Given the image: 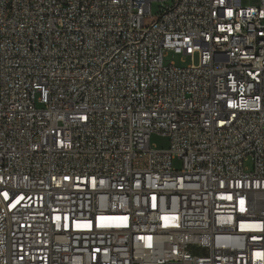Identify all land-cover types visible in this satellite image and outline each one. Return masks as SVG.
Here are the masks:
<instances>
[{"label": "built area", "instance_id": "1", "mask_svg": "<svg viewBox=\"0 0 264 264\" xmlns=\"http://www.w3.org/2000/svg\"><path fill=\"white\" fill-rule=\"evenodd\" d=\"M0 264H264V0H0Z\"/></svg>", "mask_w": 264, "mask_h": 264}, {"label": "rangeland", "instance_id": "2", "mask_svg": "<svg viewBox=\"0 0 264 264\" xmlns=\"http://www.w3.org/2000/svg\"><path fill=\"white\" fill-rule=\"evenodd\" d=\"M243 6H256L258 5V0H241ZM159 10V4L153 2L151 5V14L154 16ZM154 17H152L153 19ZM164 64H168L169 62H174L176 66L184 67L188 65L191 61L188 56H182L178 54L169 53L163 59ZM194 62H197V58L194 59ZM150 142L152 145L156 146L157 148H165L168 146V139L166 137L160 136L158 134H152L150 137ZM173 167L180 168L181 162L178 158L173 160ZM246 168L251 166L250 161L245 162Z\"/></svg>", "mask_w": 264, "mask_h": 264}, {"label": "snow or ice", "instance_id": "3", "mask_svg": "<svg viewBox=\"0 0 264 264\" xmlns=\"http://www.w3.org/2000/svg\"><path fill=\"white\" fill-rule=\"evenodd\" d=\"M229 14H231V13H229ZM5 198L7 199V195H5ZM228 199H231V197H227ZM153 199H155V197L153 198ZM240 204H241V211H244V208H243V204H244V201L243 200H241L240 201ZM101 219V221H104V217H101L100 218ZM125 220H126V218H124ZM166 220H167V218H165ZM110 226H112V225H110V224H107V223H100L99 225H98V227H110ZM118 226V225H117ZM165 226L167 227L168 225L167 224H165ZM88 227H90V225L88 226ZM150 239L151 238H149V241H150ZM148 246L150 247L151 246V243L149 242V244H148Z\"/></svg>", "mask_w": 264, "mask_h": 264}]
</instances>
